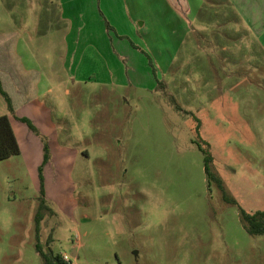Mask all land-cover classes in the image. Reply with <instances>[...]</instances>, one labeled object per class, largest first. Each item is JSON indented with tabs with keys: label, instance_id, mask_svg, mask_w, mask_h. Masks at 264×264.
Listing matches in <instances>:
<instances>
[{
	"label": "rangeland",
	"instance_id": "obj_1",
	"mask_svg": "<svg viewBox=\"0 0 264 264\" xmlns=\"http://www.w3.org/2000/svg\"><path fill=\"white\" fill-rule=\"evenodd\" d=\"M83 1L0 0L3 88L9 52L40 68L48 80L40 98L54 116L69 119L57 122L59 134L78 151L67 164L44 168V195L36 137L43 142L29 127V143L19 133L21 153L0 160V264H45L36 250L41 198L50 208L42 212L41 246L69 255L70 264H264V235L249 234L240 219V209L264 210V44L251 22L236 16L241 5L169 0L180 17L170 20L175 13L165 0H124L116 23L92 15L94 32L84 36ZM187 2L193 14L185 16ZM142 22L150 29L142 30ZM103 27L145 57L155 89L69 78L60 85L57 74H47L56 67L62 75L67 61L74 74L103 72L114 59L98 42ZM175 30L185 34L178 55L185 62L176 59L169 68L154 47L174 50L181 43ZM84 39L92 42L87 51ZM120 62L125 72L133 68L127 56ZM196 141L209 145L213 169L236 204L208 183ZM156 209L168 213L160 223L152 219Z\"/></svg>",
	"mask_w": 264,
	"mask_h": 264
},
{
	"label": "crops",
	"instance_id": "obj_2",
	"mask_svg": "<svg viewBox=\"0 0 264 264\" xmlns=\"http://www.w3.org/2000/svg\"><path fill=\"white\" fill-rule=\"evenodd\" d=\"M169 4V8L173 10L175 13V17L169 18L170 20H176L180 18L177 16V10L176 7L169 2V0H165ZM235 5H238V8L242 7V11L239 9L240 15H236L240 18V20H248L251 22L252 29L255 31H258L259 36L258 38L260 41L264 44V0H232ZM73 2V1H72ZM193 2V0H192ZM205 0H200V4L205 3ZM124 0H99V6L95 5L93 6V0H86L83 1V11L87 8V13L89 15V24L86 23V26L88 24L89 28H87L84 32V36H90L94 31H92L91 28V16H101L105 15L108 19L117 21L116 17L119 16L123 9ZM175 3H178L175 1ZM188 3V2H187ZM68 4V1H67ZM188 5H191L188 3ZM73 8L72 10H74ZM189 13L187 14H193L192 5L191 8L189 6ZM192 9V10H191ZM202 8L199 6L197 7V17L200 15V11ZM121 12V13H120ZM66 13V12H65ZM180 15V14H179ZM102 17V16H101ZM100 17V20H101ZM68 18V17H67ZM85 19V16H84ZM103 21V20H102ZM139 18H131V29L134 32L133 28L135 29V24L138 23ZM180 21V20H179ZM250 24V23H249ZM250 24V25H251ZM73 25V23H72ZM142 30H149L150 28L146 23H141ZM75 27V25H74ZM247 31V30H246ZM92 32V33H91ZM100 39L99 44L101 43V47L103 50L107 53H110L109 55L112 56L113 61L103 66V72H95V71H89L87 74H84L83 72H77L74 74V66L71 67L70 63L64 62V71L63 74H61V69H58L55 67H48L49 72L47 73L51 78L56 77L55 74L58 75L55 81L60 82V85H64L66 83L65 80L69 78V80H72V82L78 81V79L85 80L86 81H96L100 83H109L112 82H118V83H127L128 81L134 85L138 86H146L147 89H155L158 81L156 78L153 77L152 74V68L148 65L145 57L139 53L137 50H133L130 47V44L128 43V40L126 39H118L115 37V35L111 34V31H109L106 27L100 28ZM249 32V31H248ZM125 33H121V36H125ZM173 35L177 36L181 43L172 50L170 47H154L156 48L154 56L159 58V61L162 60L163 63H166V65L170 68L173 62L176 61V59L181 58L182 56L178 57L180 53V50L182 48V42L185 39V34L182 35L179 34V31L175 30L172 33ZM179 41V42H180ZM91 41H87L84 39V51H87V47L91 45ZM68 53L70 54V45H67ZM152 54V55H153ZM129 55V57H128ZM118 56V57H117ZM126 57L131 61V64L133 66V70L131 69L128 72H125L123 70V65L121 64L120 60L121 57ZM16 57V56H15ZM69 57V55H68ZM7 58V59H6ZM5 58V64L3 66L5 75L8 77L9 81L5 83L6 90H10L11 94L10 97L13 102V106L16 112V116L23 118L26 117L34 122V124L39 128V130L48 137L50 147H51V153L52 158L51 161L45 166V171L49 172L53 162H56L57 160H62L63 163H68L70 159H76L78 156V151L74 148H71L70 145L66 144L68 141L66 138H64V135L59 134L58 129V121L70 122L69 119L65 116H54V113L50 106L46 104L44 100L40 98V87L41 85L48 84L47 78L44 76V73L40 71V68L35 66H29L25 65L20 58H14L9 52L7 57ZM182 62H185L182 60ZM74 64V63H73ZM115 67H119L118 70H116ZM47 69V70H48ZM125 72V73H124ZM52 81V80H51ZM64 81V82H63ZM8 83V86H7ZM5 90V89H4ZM5 90V91H6ZM48 91H51V88L49 87L47 89ZM62 97H66L63 94H61ZM66 120V121H65ZM11 123L14 129V132L16 134V137L18 141L20 142V134L22 136L24 135L25 139L24 141H27L28 143L31 140V137L33 133L28 129V126L25 123H22L20 120H18L15 117H11ZM19 125V126H17ZM27 134V135H26ZM63 137V140L61 139ZM27 138V139H26ZM70 138V137H69ZM65 140H67L65 142ZM40 140L38 137H36L37 146L42 149L43 143L39 142ZM21 145V143H20ZM22 148V147H21ZM39 148L38 151V157H40V160L38 159L36 162L37 164L41 165L44 159V154H41V150ZM44 149V145H43ZM53 149H56L54 154ZM55 160V161H54ZM48 174V173H47ZM74 255H77V252L74 251Z\"/></svg>",
	"mask_w": 264,
	"mask_h": 264
},
{
	"label": "trees",
	"instance_id": "obj_3",
	"mask_svg": "<svg viewBox=\"0 0 264 264\" xmlns=\"http://www.w3.org/2000/svg\"><path fill=\"white\" fill-rule=\"evenodd\" d=\"M159 84L160 86H164L163 82H160ZM0 93L5 98L9 110V114L0 116V160H5L14 155H18L21 153L20 145L11 123V117H15L18 120L22 121L23 123H26L30 128V130L33 131L37 136H39L42 139L44 145V159L39 167V179H40V191L41 194L44 195L43 170L45 166L51 161L52 158L49 139L39 130V128L34 124L32 120L26 117L20 118L16 116L12 99L8 95V93L4 90L1 79H0ZM172 101L174 107H176L178 111H181L180 105L176 102V100L173 97H172ZM194 119L197 122L196 130L197 132H199L201 128L200 119L196 116H194ZM202 142L196 141V144L204 154V168L208 183L211 184L212 182H216L219 188L224 192L225 199L230 203L236 204L237 202L234 199H231L230 197L227 196L225 192L223 180L217 175V173L213 169L214 157L210 149L208 148L209 145L206 146L205 142L204 143ZM49 209L50 208L48 207L46 200L44 198H41L40 211L36 216V227H37V238H38V242L36 244V250L43 258L45 264H70L69 262H66L63 259L62 255H54L52 253L44 252L41 243L39 241L40 225H41V221L43 220L42 212ZM240 219L244 228L249 234L264 235V210H259L253 213H249L244 209H240Z\"/></svg>",
	"mask_w": 264,
	"mask_h": 264
},
{
	"label": "clouds",
	"instance_id": "obj_4",
	"mask_svg": "<svg viewBox=\"0 0 264 264\" xmlns=\"http://www.w3.org/2000/svg\"><path fill=\"white\" fill-rule=\"evenodd\" d=\"M152 219L155 223H160L167 218V211L165 209H156L152 212Z\"/></svg>",
	"mask_w": 264,
	"mask_h": 264
},
{
	"label": "built area",
	"instance_id": "obj_5",
	"mask_svg": "<svg viewBox=\"0 0 264 264\" xmlns=\"http://www.w3.org/2000/svg\"><path fill=\"white\" fill-rule=\"evenodd\" d=\"M62 257H63V259L66 261V262H71V259H70V256L69 255H67V254H64V255H62Z\"/></svg>",
	"mask_w": 264,
	"mask_h": 264
}]
</instances>
